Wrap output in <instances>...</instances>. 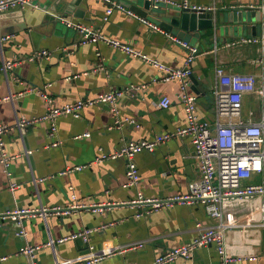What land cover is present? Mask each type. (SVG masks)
<instances>
[{
	"label": "crops",
	"instance_id": "0c3cea01",
	"mask_svg": "<svg viewBox=\"0 0 264 264\" xmlns=\"http://www.w3.org/2000/svg\"><path fill=\"white\" fill-rule=\"evenodd\" d=\"M113 1L163 29L155 20L162 14L153 11L156 4L142 15L131 5L144 7L143 1ZM192 2L215 5L213 13L216 15L228 9L264 4V0ZM38 3V8L28 5L0 14V36H9L0 46V65L2 59L16 62L7 73H0V122L8 125L4 137L7 150L17 156L10 167L11 178L0 157V264H32L21 253L25 240L16 234L20 229L17 219L5 215L16 208L35 210L27 216L24 225L28 230V242L45 244L38 252L37 264H55L67 258L80 259L86 264L93 250L107 246L120 249L104 256L99 264H150L160 253L191 241L199 233L197 223L207 227L213 225V220L202 204L178 203L170 209L145 212L146 207L118 203L137 198L139 191L158 198L188 193L190 183L201 176L192 141L188 137H174L153 152L138 153L131 159L140 171L138 185L129 184L130 159L94 161L102 153L119 150L126 141L152 140L186 124L185 108L178 97L180 83L159 79V70L118 48L103 43L82 44L80 32L63 22L62 17L131 42L150 56L175 67L183 65L187 51L166 34L121 9L104 19L108 7L104 0H40ZM169 5L172 4L162 0L158 7L168 14L174 10L167 7ZM263 21L264 13L261 21L251 19L244 28L250 36L262 35ZM163 30L197 45L202 51L193 64L190 86V91L197 95L202 118H215L212 88L217 64L233 72L261 70L250 63L260 55L259 46L238 44L239 34L227 32L222 41L215 43L210 39L211 29L174 27L171 31ZM41 50L49 53L29 60L33 53ZM193 77L201 93L192 88ZM155 78L159 80L153 81ZM112 89L125 91L116 105L117 112L110 104H99L85 107L79 116L61 115L56 121V135H50V123L41 119L49 105L94 98ZM45 92L51 102L42 95ZM6 96L10 99H5ZM163 97L171 101L168 108L161 106ZM248 98L247 111L260 107V100L253 96ZM124 117L133 118L136 123L119 124L117 120ZM19 121L32 122L20 127ZM87 132L91 135L76 138ZM57 140L61 143L54 145ZM26 148L32 150V154L27 155ZM79 165L87 166L83 170L62 173L67 167ZM9 180L18 182L20 187L11 191ZM249 181L263 182L264 174L255 175ZM74 202L82 206L66 214L52 210L53 207L65 209ZM97 205H103L104 210L95 212L93 207ZM229 208L240 219H246L251 211L248 202H236ZM140 212L145 213L139 216ZM89 229L94 231L88 238L78 236L59 241ZM227 240L231 253L255 257L233 264H264V224L232 229L227 233ZM48 242L50 246L46 245ZM4 256L8 258L3 260ZM220 262L216 245L209 244L196 250L191 258H181L171 264Z\"/></svg>",
	"mask_w": 264,
	"mask_h": 264
},
{
	"label": "built area",
	"instance_id": "2783aa9c",
	"mask_svg": "<svg viewBox=\"0 0 264 264\" xmlns=\"http://www.w3.org/2000/svg\"><path fill=\"white\" fill-rule=\"evenodd\" d=\"M40 0H0V14L9 9L21 8L28 5L39 7ZM108 7L106 17H108L116 9H121L130 15V17L149 25L151 28L164 33L167 37L183 46L187 55L181 66L169 65L156 57L150 56L144 50L136 48L131 42L124 41L120 38L112 37L101 29L89 24L75 22L69 18L62 17V21L68 26L75 28L81 34V43L107 44L118 48L128 55L142 59L144 62L152 65L159 70V79L163 81H178L180 89L178 97L183 104L186 112V124L175 128L174 130L164 132L152 140H136L126 141L122 147L112 153H102L98 156L94 163L104 162L109 159H118L121 157L130 159L127 168V176L129 177L130 185H138L140 181V171L137 163L133 159L138 153L149 151L153 152L161 143L170 140L174 137H188L195 149V157L200 163L201 176L192 181L189 185V192L186 194L173 195L165 198L148 197L142 191L138 192L137 198L123 201L118 204H130L133 206L140 205L146 207L145 212L157 211L161 209H170L178 203L202 204L207 211L209 217L213 220V225L204 227L202 223H197L196 227L199 233L189 242L181 243L171 249L160 253L155 257L150 264H171L178 259H189L193 253L199 248L209 244H215L220 253V264H233L237 261L248 258L254 260V256L236 255L229 250L227 240L228 231L245 226H256L264 224V181L250 182L249 180L255 175L264 174V32L262 35H251L240 38L237 42L240 45L253 44L259 46L260 55L251 60V64L260 67L259 72H233L229 71L223 64L216 65V79L212 88V94L215 102V118L214 120L202 118L198 110V98L190 91L192 85L193 64L201 55L200 48L188 42L166 33L159 26L151 23L144 17L135 13L132 10L126 9L121 3L113 0H104ZM156 6L162 0H154ZM166 3L179 7L180 9H190L197 12H216L215 5H201L192 2V0H164ZM264 13V4L259 6ZM264 24V21H263ZM9 36H0V46ZM237 42H233L236 44ZM231 45V44H229ZM48 50H41L33 53L29 60H34L41 55L48 54ZM16 64L15 61L2 59L0 65V73H7L8 69ZM102 65V63L100 64ZM70 79V77L68 78ZM155 78L153 81L159 80ZM134 87V85H132ZM135 88L139 89L140 86ZM34 89H30L33 91ZM44 97H48L47 93H42ZM125 95V91L121 89H112L104 93H100L94 98L79 99L74 102H68L60 105H49L47 111L41 117L50 123V135L55 136L57 131V118L61 115L71 114L79 116L82 110L88 106L99 104H110L116 111L117 103ZM248 96H253L261 101L260 107L251 108L248 111L244 108V101L249 99ZM5 99H10L6 96ZM49 102L51 100L47 98ZM171 101L168 97H163L161 106L168 108ZM32 121H19L18 126L22 127ZM122 123H136L133 118L124 117L122 120H117ZM8 125L0 122V157L4 165L7 175L11 178V164L17 156L8 152L6 147L5 135ZM91 132L82 136H90ZM61 141L57 140L54 145H59ZM32 150L25 149L27 155L32 154ZM87 165H79L75 167H67L62 173L72 170H83ZM41 181L44 180L40 179ZM39 181V179L37 180ZM10 190L14 191L20 185L16 181L9 180ZM73 189V187H71ZM236 202H248L251 206V211L245 217L240 219L234 211L229 208ZM81 204L76 202L63 209L61 207H53L55 213H69L72 209L81 207ZM47 211L46 209H44ZM95 212L104 210L103 205L93 207ZM145 212H140L142 216ZM35 210L13 209L5 215L13 216L17 219L20 229L16 234L25 240V244L21 253L26 255L32 264H37L38 252L45 244H32L27 241L28 230L25 227V219ZM256 224V225H255ZM94 231L89 229L83 233L71 235L61 238L63 242L70 238L88 236ZM50 246L48 242L46 244ZM141 245V244H139ZM134 245V247H137ZM120 248L107 246L99 250H93L90 257L86 260V264H99L104 256L114 254ZM7 256L2 257L3 260ZM55 264H83L80 259H64Z\"/></svg>",
	"mask_w": 264,
	"mask_h": 264
},
{
	"label": "water",
	"instance_id": "95a60500",
	"mask_svg": "<svg viewBox=\"0 0 264 264\" xmlns=\"http://www.w3.org/2000/svg\"><path fill=\"white\" fill-rule=\"evenodd\" d=\"M143 6L140 7L137 4L131 5V8L138 13L145 15L150 7L156 4L152 0H142ZM172 9V7H170ZM154 9H159L158 6ZM173 11L167 12L165 10H158L160 13H165L166 18L161 19L160 25L166 31H171L174 27L182 28L183 30H210L215 29L217 32L220 29L223 32V36L227 32L233 35H238L241 28H244L246 23L253 19L261 21L262 12L260 7L242 6L237 9L225 10L219 14L213 12L204 11L197 12L190 9L173 8ZM226 39V38H225ZM193 76V75H192ZM194 84L192 88L196 93H201L198 88V81L193 77Z\"/></svg>",
	"mask_w": 264,
	"mask_h": 264
},
{
	"label": "rangeland",
	"instance_id": "374dc122",
	"mask_svg": "<svg viewBox=\"0 0 264 264\" xmlns=\"http://www.w3.org/2000/svg\"><path fill=\"white\" fill-rule=\"evenodd\" d=\"M140 2H142V0H140ZM161 5H162V7L166 6L165 4H161ZM162 7H160V11L163 9ZM167 7L175 8V6H172V5H169ZM158 10L159 9H157V10L156 9H153V11L155 13H160ZM161 16H164L166 18L165 13L163 12L160 16L155 17V20L158 23L161 22V19H162V18L160 19ZM248 34H249V31L247 30V28H241L240 29V33L237 36V38H242V37L250 36V34L249 35ZM210 36H211L210 39L214 40L215 43H217V40L222 41L223 32L220 29H218L217 32H215V29H211ZM249 105H250L249 102L247 100H245L244 101V108H245V110L249 107Z\"/></svg>",
	"mask_w": 264,
	"mask_h": 264
}]
</instances>
